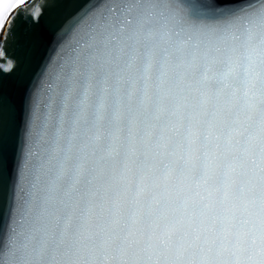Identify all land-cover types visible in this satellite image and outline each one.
Returning <instances> with one entry per match:
<instances>
[{"label": "snow or ice", "instance_id": "1", "mask_svg": "<svg viewBox=\"0 0 264 264\" xmlns=\"http://www.w3.org/2000/svg\"><path fill=\"white\" fill-rule=\"evenodd\" d=\"M0 264H264V0H0Z\"/></svg>", "mask_w": 264, "mask_h": 264}]
</instances>
